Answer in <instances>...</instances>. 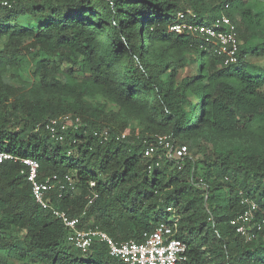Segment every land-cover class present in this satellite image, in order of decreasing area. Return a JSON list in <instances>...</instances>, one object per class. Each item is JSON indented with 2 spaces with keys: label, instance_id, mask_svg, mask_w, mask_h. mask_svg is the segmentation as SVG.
I'll use <instances>...</instances> for the list:
<instances>
[{
  "label": "trees",
  "instance_id": "obj_1",
  "mask_svg": "<svg viewBox=\"0 0 264 264\" xmlns=\"http://www.w3.org/2000/svg\"><path fill=\"white\" fill-rule=\"evenodd\" d=\"M226 3L241 44L237 63L225 66L211 47L200 48L196 37L175 34L170 27L179 12L187 11L194 15L187 21L211 23ZM244 4L0 0V38L5 39L0 42V151L36 160L39 181L70 176L73 188L64 184L46 200L78 218L80 229L97 227L117 242H142L144 234L164 223L186 244L185 264H264L263 234L246 242L230 225L245 210V198L256 203L257 216L264 212V152L254 145L227 148L199 138L200 131L209 129L226 138L247 134L257 147L264 146V67L246 60L248 52L264 56V3L258 9ZM24 17L30 22L19 24ZM253 32L263 41L248 51ZM158 45L195 51L198 76L175 86V67L153 54ZM10 70L20 78L30 76L44 90L35 102L42 100L45 106L32 108L18 88L1 85ZM78 77L84 89L99 86L113 101L121 98L128 106L151 109L155 118L120 139L126 124L83 104L81 90L70 83ZM63 92L72 93L74 100H61L57 95ZM63 116L79 123L55 141L45 125ZM155 134H169L176 146L186 145L187 157H165L148 172L143 150ZM21 168L0 164V264H12L10 259L22 264H123L100 243L85 253L73 248L68 230L33 200Z\"/></svg>",
  "mask_w": 264,
  "mask_h": 264
},
{
  "label": "built area",
  "instance_id": "obj_2",
  "mask_svg": "<svg viewBox=\"0 0 264 264\" xmlns=\"http://www.w3.org/2000/svg\"><path fill=\"white\" fill-rule=\"evenodd\" d=\"M228 8L227 3L223 5L222 11L211 23L187 21L186 18L189 15L194 18L192 12H179L178 21L170 27V31L179 35L186 33L196 37L201 42L200 48L211 47L214 55L221 60L223 65L235 64L238 60L241 43L236 25L225 13ZM78 123V118L63 116L49 120L45 129L53 140L62 141V133L69 126L76 127ZM102 136L104 140H107L108 132H102ZM125 137V133L120 135V139H125ZM187 155V146H176L174 139L169 134H155L151 142H145L143 150V157L150 161L147 165L148 172H151L154 166H159L165 157L182 161ZM3 162L18 163L22 166L20 173L25 176L30 186L33 200L40 208L51 213L63 224L68 230L67 242L76 250L85 253L94 243H100L106 247L111 258L117 259L123 264L186 263L187 246L180 239L174 237L175 231L167 224L162 223L153 232L144 234L142 242H117L97 227L80 229L78 228V218L70 217L65 211L55 208L46 200V195L50 191L56 188L62 190L65 187L64 184L72 189L73 180L70 176L65 175L61 180L57 175H52L44 181H39V163L36 160L19 158L9 152L0 151V164ZM93 185V183L90 184L91 187ZM242 203L246 206L245 210L234 217L230 221V225L246 242H250L258 233L263 234L264 237V212L257 216L258 207L255 202L249 199H243ZM167 211L171 212V208H168Z\"/></svg>",
  "mask_w": 264,
  "mask_h": 264
},
{
  "label": "rangeland",
  "instance_id": "obj_3",
  "mask_svg": "<svg viewBox=\"0 0 264 264\" xmlns=\"http://www.w3.org/2000/svg\"><path fill=\"white\" fill-rule=\"evenodd\" d=\"M244 5L249 8L256 7L258 9V4L261 6L264 3V0H242ZM30 22L29 17H24L19 21V24H28ZM238 25V24H237ZM261 34H264V27L260 31ZM254 33V34H253ZM252 33L251 40L247 41L246 47L251 49L257 43L262 42L263 38L257 35V32ZM5 39L0 38V42ZM154 56L158 57L162 62L171 64L175 67V72L173 73L174 85L178 86L184 78H192L198 76L199 62L192 63L193 60L197 58L195 51L169 48V46H156ZM246 60L249 63H252L259 67H264V56L253 57L251 53H247ZM181 65L183 67H181ZM181 67V68H180ZM81 78L70 80L71 85L80 89L82 92L81 102L90 107L95 113L110 117L117 122L125 123L126 129L125 134L137 133L142 130L145 124L150 122V119L155 118L154 112L150 109H144L143 107H131L126 105V101H123L121 98L119 101H113L109 98L107 94L101 89V87L96 85H87L86 89L83 88V83L80 80ZM1 85L11 86L13 88H18L20 90V96L25 103L32 105V108L35 106H45L46 102L40 101L37 104L35 101L40 100L44 97V90L38 87L30 76L23 74L20 77L17 76L15 70L7 71L2 75ZM85 86V85H84ZM61 100L65 102H71L74 100V95L72 93H62L57 95ZM190 99H193L194 96L189 95ZM119 102V103H117ZM142 105V104H141ZM143 106V105H142ZM19 116V114H18ZM106 117V118H107ZM198 138V137H197ZM199 138L202 141L210 143L211 145L229 147V148H242L244 146L256 147L259 151L264 152V146L257 147L256 142L247 134H238L236 136H230L228 138L217 135L212 130L204 129L200 131ZM198 138V139H199ZM12 264H22L19 260L10 259Z\"/></svg>",
  "mask_w": 264,
  "mask_h": 264
}]
</instances>
